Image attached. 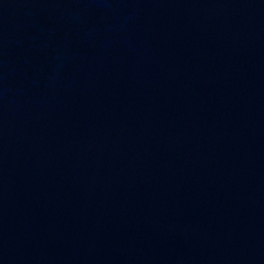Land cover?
<instances>
[{
    "label": "water",
    "instance_id": "1",
    "mask_svg": "<svg viewBox=\"0 0 264 264\" xmlns=\"http://www.w3.org/2000/svg\"><path fill=\"white\" fill-rule=\"evenodd\" d=\"M0 264H264V0H0Z\"/></svg>",
    "mask_w": 264,
    "mask_h": 264
}]
</instances>
